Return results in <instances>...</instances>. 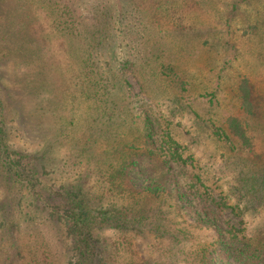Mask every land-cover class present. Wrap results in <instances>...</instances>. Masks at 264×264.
Returning a JSON list of instances; mask_svg holds the SVG:
<instances>
[{
  "label": "trees",
  "instance_id": "trees-1",
  "mask_svg": "<svg viewBox=\"0 0 264 264\" xmlns=\"http://www.w3.org/2000/svg\"><path fill=\"white\" fill-rule=\"evenodd\" d=\"M14 1L34 108L0 94V264H264V10L241 14L264 0ZM251 43L260 70L233 84L236 113L183 104L212 101L200 74ZM13 111L34 150L11 143ZM188 133L221 161L201 164Z\"/></svg>",
  "mask_w": 264,
  "mask_h": 264
},
{
  "label": "rangeland",
  "instance_id": "rangeland-1",
  "mask_svg": "<svg viewBox=\"0 0 264 264\" xmlns=\"http://www.w3.org/2000/svg\"><path fill=\"white\" fill-rule=\"evenodd\" d=\"M14 0H5L3 4L0 6V94L5 95V101H7L10 105H17L22 108V111L25 113V116L28 117L31 109L34 108V98L28 95H25L22 90L23 76L20 73L21 69L18 66L19 56L25 53L24 49H21V36H17L15 29L18 28V23H16L15 18L11 13L16 8ZM244 10L241 12L243 16H254L258 17L263 8V4L260 5V2H254L253 6L245 5ZM13 9V10H12ZM12 10V11H11ZM22 35V34H21ZM238 42V40H236ZM261 43V42H260ZM262 47L264 48V42L262 43ZM254 51V53H250ZM255 50H260L253 43L249 44L247 47V52L243 55H237L235 60H232L231 63L225 64L223 66L222 71L220 72L221 77H219L218 73L214 70L200 74V78L197 80V86L199 87L201 84L206 83L209 85L208 91L210 92L213 87L216 88V96L209 102V96H199L198 91L196 92H188L185 96L184 105L190 104L193 106V109L196 110V113L200 115L201 118H212L213 120L222 119L223 117L234 114L238 111L236 101L231 93V89L233 84L238 79L240 75L248 74L253 75L255 72L259 71L260 68L252 67L254 61L256 64L258 63L255 60ZM264 51V49H263ZM113 52V50H112ZM115 54L111 53L112 61H116L121 57V55L125 54L126 48H122L121 51L119 49L115 50ZM224 57H221V60ZM215 63L217 68L222 66L221 62ZM261 65V64H259ZM128 79L134 89L135 92L139 91V86L136 80L129 75ZM217 80L221 81L218 85ZM201 82V83H200ZM15 112V111H13ZM9 113L8 116V130L11 134V143L17 147L25 148L28 150H34L36 145V141L33 140L31 123L29 120L21 121V114L18 115L17 112ZM178 117V120L182 122V126L185 124H190L189 129L193 130L196 128L192 118L196 116L193 111L189 114L182 111ZM46 117V113L44 114ZM196 119V118H195ZM45 121V126H46ZM179 126V125H178ZM181 126V127H182ZM180 127V128H181ZM179 129V128H178ZM189 133L186 136L185 143H188L190 148L194 149L197 153V158L200 160L201 164H205L206 168H211L213 164H217L221 161L219 157V149H215L214 142L209 138L203 136V139H198V141L192 140ZM211 170V169H210ZM135 181L140 184L142 179L137 178ZM229 210L225 211V216L229 217ZM136 246L138 247L141 254L144 252V247L141 242H136Z\"/></svg>",
  "mask_w": 264,
  "mask_h": 264
}]
</instances>
